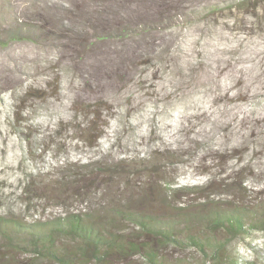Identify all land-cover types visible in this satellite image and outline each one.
<instances>
[{"label":"rangeland","instance_id":"obj_1","mask_svg":"<svg viewBox=\"0 0 264 264\" xmlns=\"http://www.w3.org/2000/svg\"><path fill=\"white\" fill-rule=\"evenodd\" d=\"M179 185L264 204V0H0V218L154 210ZM228 239L264 264V231Z\"/></svg>","mask_w":264,"mask_h":264},{"label":"trees","instance_id":"obj_2","mask_svg":"<svg viewBox=\"0 0 264 264\" xmlns=\"http://www.w3.org/2000/svg\"><path fill=\"white\" fill-rule=\"evenodd\" d=\"M23 24L11 30V37L31 38L34 25ZM137 28L143 30V25ZM201 188L168 187L170 196L157 201L154 210L133 211V200H126L97 204L82 213L65 210L61 217L30 224L0 218V236L24 250L0 253V264H258L229 251L227 244L232 241L228 238L264 231V204L228 205L209 194L193 203L195 198L175 196ZM169 197L177 204L171 205ZM170 246L178 253L169 251Z\"/></svg>","mask_w":264,"mask_h":264}]
</instances>
